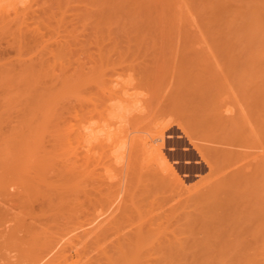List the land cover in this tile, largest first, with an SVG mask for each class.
I'll return each mask as SVG.
<instances>
[{
  "label": "bare ground",
  "instance_id": "bare-ground-1",
  "mask_svg": "<svg viewBox=\"0 0 264 264\" xmlns=\"http://www.w3.org/2000/svg\"><path fill=\"white\" fill-rule=\"evenodd\" d=\"M0 264H264V0H0Z\"/></svg>",
  "mask_w": 264,
  "mask_h": 264
},
{
  "label": "rangeland",
  "instance_id": "rangeland-1",
  "mask_svg": "<svg viewBox=\"0 0 264 264\" xmlns=\"http://www.w3.org/2000/svg\"><path fill=\"white\" fill-rule=\"evenodd\" d=\"M175 130V132L173 133V137L174 138H176V139H178V142H176V144H167V146H166V151L169 153V151L171 150H178L179 149V151H190L191 149V151H194V154H195V150L192 148V146L189 144V141H187V139L186 138H184L183 136H181L180 134H181V130H179V129H177V128H175L174 129ZM187 146L190 148H187ZM172 148V149H171ZM188 149V150H187ZM198 158V156H197V154H196V157H191L190 159H189V157L188 158H186V157H181L180 159H179V162L177 163L178 165L179 164H189V165H192L193 167H191V168H187V169H185V168H182L181 169V173H182V175L185 177V178H189V180H191V181H194V179L196 178V176H197V174H198V172H199V168H200V166H201V168H202V166L203 165H205L203 162L201 163V162H196L197 159ZM176 164V165H177ZM200 164V165H199ZM195 165H196V167H195ZM198 165V166H197ZM198 167V168H197ZM184 169V170H183ZM204 172H205V170H204Z\"/></svg>",
  "mask_w": 264,
  "mask_h": 264
}]
</instances>
